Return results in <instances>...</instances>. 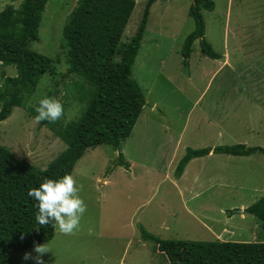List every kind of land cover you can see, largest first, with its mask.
Instances as JSON below:
<instances>
[{"label":"rangeland","instance_id":"1","mask_svg":"<svg viewBox=\"0 0 264 264\" xmlns=\"http://www.w3.org/2000/svg\"><path fill=\"white\" fill-rule=\"evenodd\" d=\"M22 1L0 0V11L19 8ZM213 1L214 9L202 14L205 37L219 59L204 54L200 40L188 58L184 55L195 29L192 0L152 5L133 67L147 103L119 150L107 145L89 149L75 165L72 174L82 186L87 211L74 234L55 229L53 238L41 243L52 249L43 256L45 264H169L155 242L143 236L145 230L161 239L215 240L224 229L236 234L220 233L219 239H264L258 219L240 211L242 201L254 202L264 193V153H212L191 160L181 178L175 175L187 147H264V0ZM146 3L136 0L123 40L135 34ZM76 4L47 1L39 40L31 48L56 59L57 72L44 74L36 91L0 122V143L40 168L67 145L48 125L36 123L30 108L53 90L59 100L69 101L59 125L78 119L84 109L78 100L86 91L84 78L67 74L63 38ZM5 75L16 76V67L0 65L2 89ZM120 151L128 169L118 165ZM34 247L9 254L19 264H36L23 259L28 252L37 255Z\"/></svg>","mask_w":264,"mask_h":264},{"label":"trees","instance_id":"2","mask_svg":"<svg viewBox=\"0 0 264 264\" xmlns=\"http://www.w3.org/2000/svg\"><path fill=\"white\" fill-rule=\"evenodd\" d=\"M47 1L23 0L19 8L9 5L0 11V65H12L17 69L16 76L5 75L3 89L0 88V122L11 116L14 107L24 103L27 94L36 91L44 74L55 75L57 72L56 59L31 48V43L39 40ZM156 1L147 0L135 34L125 41L123 35L136 0H77L63 26V38L68 48L67 74L75 73L84 78L82 87L86 91L77 96L84 109L78 119L65 126L59 125V120L54 123L41 121L67 145L46 166L47 172L25 159L16 158L0 143V264H19L13 260L10 251H23L48 242L54 236L52 224L40 226L35 219L38 208L37 202L28 195L31 188L38 187L45 177L72 174L77 162L89 149L107 145L119 150L121 142L132 134L147 103L141 85L133 76V67L150 9ZM192 1L189 15L195 21V29L186 39L190 52L185 51L184 55L188 58L194 41L200 40L202 52L219 59L221 55L205 37L202 14V10H213L215 3L213 0ZM56 93L51 90L46 96L58 99ZM68 102L61 101L63 108H68ZM35 107L30 108L34 116L37 115ZM252 152L264 153V147L245 143L197 149L187 147L175 175L181 177L192 159L210 153L248 156ZM118 165L127 169L130 165L121 151ZM245 211L253 214L264 230V194ZM144 233L146 239L155 242L156 250L165 255L169 264H264V239H161L147 230Z\"/></svg>","mask_w":264,"mask_h":264},{"label":"clouds","instance_id":"3","mask_svg":"<svg viewBox=\"0 0 264 264\" xmlns=\"http://www.w3.org/2000/svg\"><path fill=\"white\" fill-rule=\"evenodd\" d=\"M35 122H56L64 114L61 101L55 97H44L35 107ZM30 156V154H28ZM47 172V168H42ZM81 187L78 186L75 176L65 173L59 178L45 177L38 187L31 188L28 195L37 202L38 212L36 221L40 226L52 224L54 229L64 235H72L79 229L80 221L87 211V205L80 195ZM24 237L21 236V239ZM52 250L48 243L36 244L34 251L25 253L23 259H34L36 264H45L43 256Z\"/></svg>","mask_w":264,"mask_h":264},{"label":"crops","instance_id":"4","mask_svg":"<svg viewBox=\"0 0 264 264\" xmlns=\"http://www.w3.org/2000/svg\"><path fill=\"white\" fill-rule=\"evenodd\" d=\"M142 42H143V41H142ZM211 154H212V153H210L209 155H211ZM214 154H215V153H214ZM216 154H225V153H216ZM227 155H228V154H227ZM204 157H205V156H204ZM198 158H199V157H198ZM192 160H193V159H192ZM188 164H189V163H188ZM181 176H182V175H181ZM180 178H181V177H180ZM180 178H179V179H180ZM206 190H207V189H206ZM208 190H211V189H208ZM263 194H264V193H263ZM263 194H261L260 197H261ZM211 197H213V196H210V198H211ZM260 197H259V198H260ZM257 200H258V199H257ZM257 200H256V201H257ZM242 202H243L244 205H245V208H242V209L245 210L249 205H251V204L254 203L255 201H254V202H251V203H248V202H245V201H242ZM242 205H243V204H242ZM242 212H243V211H242ZM220 233H222V237H223V236L225 237V235L228 234V233H229V234H232V235H235V234H236V231H235L234 229H233V230L224 229V230L221 231V232L219 231V232L217 233V235L215 236V240H216V239H219L218 237H221V236H220ZM219 240H222V241H233V240H227V239H223V238H221V239H219Z\"/></svg>","mask_w":264,"mask_h":264},{"label":"water","instance_id":"5","mask_svg":"<svg viewBox=\"0 0 264 264\" xmlns=\"http://www.w3.org/2000/svg\"><path fill=\"white\" fill-rule=\"evenodd\" d=\"M240 211L242 212V211H243V209H240Z\"/></svg>","mask_w":264,"mask_h":264}]
</instances>
